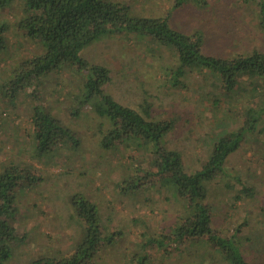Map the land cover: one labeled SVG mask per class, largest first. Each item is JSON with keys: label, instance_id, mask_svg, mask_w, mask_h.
Instances as JSON below:
<instances>
[{"label": "rangeland", "instance_id": "rangeland-1", "mask_svg": "<svg viewBox=\"0 0 264 264\" xmlns=\"http://www.w3.org/2000/svg\"><path fill=\"white\" fill-rule=\"evenodd\" d=\"M112 1L129 4L140 17L167 16L173 30L189 37L197 31H207L203 46L207 55L226 58L254 49L264 53V33L259 29V8L255 2L205 0L206 5L198 6L189 0L174 6L176 0ZM25 16L21 0L0 10V21L6 24L5 48L0 51V92L4 79L21 60L42 51L38 42L28 40L18 29ZM82 55L89 64L110 71L107 91L121 104L142 112V106L148 103L153 118L173 120L165 143L183 151L190 169H198L205 162L218 135L242 126L247 106L255 108L264 101L263 81L254 83L256 91L250 98L246 91L254 85L243 78L241 87L245 91H236L230 97L220 90L219 80L205 70H188L183 78L185 86L172 87L168 70L177 65L175 53L134 35L108 36L88 45ZM79 82L80 76L68 71L51 73L36 89L43 107L52 111L79 140L76 150L65 147L51 157L37 154L30 143L35 102L23 95L10 105L0 96V168L13 162L41 177L36 185L22 187L15 194L19 211L14 228L18 236L25 238L13 245L10 264H29L41 256L63 257L73 252L83 232L70 200L74 193L93 201L103 227L115 233L113 240L100 249L96 264H132L131 255L143 253L142 233L156 237L168 222L183 213L181 201L157 180L151 190L141 188L135 195L115 190V184L136 175L138 167L148 169L152 154L148 146L137 147L134 142L116 151L98 147L100 120L87 106L80 118H68L71 94L78 93ZM215 101H219L218 105H214ZM106 124L101 123L102 129ZM262 126L264 121L257 124L252 136L244 137L240 150L230 156L226 166L252 187V196L236 198L240 188L232 177H218L208 184L206 200L214 226L222 231L246 221L238 238L246 256L255 260L259 257L264 264V131L258 132ZM136 217L140 219L138 224L133 223ZM153 247L148 248V264H214V250L209 247L200 250L197 246L186 253L188 256L172 248L169 255L163 256L161 251L153 252Z\"/></svg>", "mask_w": 264, "mask_h": 264}, {"label": "trees", "instance_id": "trees-1", "mask_svg": "<svg viewBox=\"0 0 264 264\" xmlns=\"http://www.w3.org/2000/svg\"><path fill=\"white\" fill-rule=\"evenodd\" d=\"M14 0H0V10L9 7ZM25 17L18 29L28 40L38 42L42 51L28 59L21 60L13 73L2 83L0 96L7 104L25 95L35 104L32 106L31 123L33 137L30 140L35 152L43 157L54 156L57 150L68 147L76 150L79 140L69 127L61 124L52 111L45 109L38 101L37 90L43 79L51 73L65 71L80 76L76 93L71 94L68 118L76 120L89 107L100 120L98 147L116 151L120 147L146 146L151 151L149 168L138 167L136 175L129 180L115 184V190L123 194L135 195L140 189L151 190L155 180L181 201L183 213L176 215L167 228L156 237H147L142 244L143 253L131 255L132 264H148L151 253L162 252L169 255L172 248L188 256L190 251L200 246L214 250V264H261L260 258H248L242 241L238 238L246 226L244 220L227 232L214 226L212 211L207 205L208 184L218 177H232L239 186L238 195L252 196V187L240 175H233L227 168V160L240 150L245 136H252L257 124L264 121V101L256 107L247 106L242 126L234 132L221 133L213 141L209 155L198 169H190L182 150L172 149L165 143V136L173 128V120H158L150 112L151 105L145 103L142 112L125 106L107 91L110 71L99 65L89 64L82 53L90 44L108 36L134 35L138 39H149L162 48L175 53L177 65L168 71V82L172 87H184L183 78L188 70H205L219 80V88L224 95L233 96L243 92L242 79L254 85L264 82V53L254 49L226 58L203 53L207 31H197L193 37L171 28L168 17H140L133 13L127 3L109 0H21ZM189 0H176L174 6L186 4ZM203 6L205 0H192ZM258 5L259 29L264 33V0H243ZM6 24L0 21V51L5 48ZM218 86V85H217ZM255 85L247 89L250 98ZM30 90L28 93L27 90ZM215 101L214 105H218ZM105 121V130L101 123ZM96 127V126H95ZM264 126L258 130L263 132ZM148 146V147H147ZM32 170V168L30 169ZM40 175L34 176L28 169H22L13 162L0 168V264H10L12 247L23 240L15 226L19 208L15 194L22 187L36 185ZM228 188L231 186L228 183ZM72 207L83 226L82 236L73 252L68 256H41L29 264H96L100 249L113 240L115 233L108 232L101 224L97 205L84 194L74 193L70 197ZM139 218H133L138 224ZM120 234L119 232H117ZM188 253V254H186ZM183 264H186L185 262Z\"/></svg>", "mask_w": 264, "mask_h": 264}]
</instances>
